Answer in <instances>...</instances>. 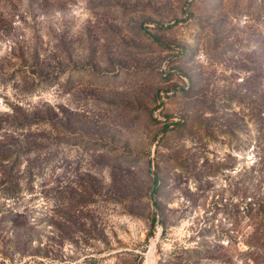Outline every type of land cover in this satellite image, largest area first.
I'll return each instance as SVG.
<instances>
[{
  "label": "rangeland",
  "instance_id": "obj_1",
  "mask_svg": "<svg viewBox=\"0 0 264 264\" xmlns=\"http://www.w3.org/2000/svg\"><path fill=\"white\" fill-rule=\"evenodd\" d=\"M0 264H264V0H0Z\"/></svg>",
  "mask_w": 264,
  "mask_h": 264
}]
</instances>
